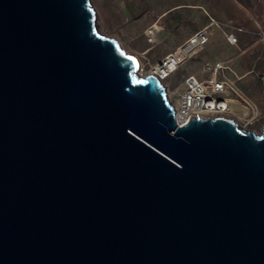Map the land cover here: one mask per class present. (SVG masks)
I'll return each instance as SVG.
<instances>
[{"label":"water","instance_id":"95a60500","mask_svg":"<svg viewBox=\"0 0 264 264\" xmlns=\"http://www.w3.org/2000/svg\"><path fill=\"white\" fill-rule=\"evenodd\" d=\"M96 19L0 0V264H264V127L179 122Z\"/></svg>","mask_w":264,"mask_h":264},{"label":"rangeland","instance_id":"374dc122","mask_svg":"<svg viewBox=\"0 0 264 264\" xmlns=\"http://www.w3.org/2000/svg\"><path fill=\"white\" fill-rule=\"evenodd\" d=\"M101 33L115 38L122 49L138 58L141 73L208 26L209 38L163 81L176 99L184 77L210 76L208 66L218 60L227 65L222 74L235 86L234 105L248 111L223 115L260 132L264 127V0H90ZM156 27L154 42L146 30ZM233 34L232 42L227 35ZM139 71V70H138Z\"/></svg>","mask_w":264,"mask_h":264},{"label":"built area","instance_id":"2783aa9c","mask_svg":"<svg viewBox=\"0 0 264 264\" xmlns=\"http://www.w3.org/2000/svg\"><path fill=\"white\" fill-rule=\"evenodd\" d=\"M145 34L149 42H154L156 27H149ZM232 37V33L227 35L230 42H232ZM208 38V26L198 29L183 43L164 55L159 60L161 64L158 61L151 65L148 73L155 75L163 82L191 55L200 50L208 41ZM156 64L159 65V68H155ZM207 68L210 76L201 79L195 74L189 73L184 77L183 88L179 96L176 99L169 96L175 109L176 119L178 112H181L183 117L187 116V119L183 122H187L194 115L215 116L233 113L230 111V106L235 101L233 94H239L235 90L232 81L222 74L227 69L225 61L218 60Z\"/></svg>","mask_w":264,"mask_h":264},{"label":"bare ground","instance_id":"6f19581e","mask_svg":"<svg viewBox=\"0 0 264 264\" xmlns=\"http://www.w3.org/2000/svg\"><path fill=\"white\" fill-rule=\"evenodd\" d=\"M155 68H159V65L156 64L155 65ZM141 72H142L141 71V68H139V73L140 74H143ZM169 96L171 97V95H169ZM230 111L231 112H239L241 115H247L248 114V111L247 110H245V109H243V110L242 109H238V108L235 107L234 104L230 106ZM199 116H202V114H200ZM177 119H178L179 122H183V121H185L187 119V116L186 117H183L182 113L181 112H178L177 113Z\"/></svg>","mask_w":264,"mask_h":264}]
</instances>
